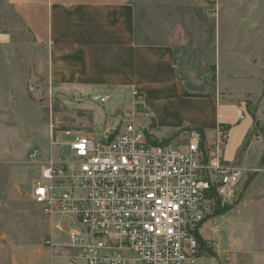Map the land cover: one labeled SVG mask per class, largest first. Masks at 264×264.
I'll return each mask as SVG.
<instances>
[{"label": "rangeland", "instance_id": "374dc122", "mask_svg": "<svg viewBox=\"0 0 264 264\" xmlns=\"http://www.w3.org/2000/svg\"><path fill=\"white\" fill-rule=\"evenodd\" d=\"M131 3L140 42L174 45L178 69L187 74L197 91H213L218 103L230 106L227 112L235 115L232 108L243 109L245 118L252 121L234 161L245 169V177L233 204H211V214L201 233L206 242L204 256L215 258L213 264H222L211 245L220 221L254 222L258 245L264 246V0ZM128 92L126 101L110 98L105 104L89 95L86 100L90 104L76 100L65 88L52 85L46 48L36 43L14 7L7 0H0V264H52L46 245L51 224L32 199V186L38 175L28 161L33 148H47L52 134L56 137L65 130L96 138L100 132H107L109 125L113 127L110 134L119 132L128 113H134L136 125L150 133L148 136L156 143L160 142L153 133L154 120L143 110L144 99L135 95L133 101L131 91ZM149 101L155 108L159 103L155 96ZM93 105L101 108L95 110L96 120ZM219 108L211 105L208 109L213 118L225 111L224 107L218 111ZM102 120L105 128L100 131ZM229 128L230 125H219L216 142L206 134L205 139L212 143L220 140L224 150ZM243 131V127L234 131L233 145ZM182 134L162 141L183 137ZM72 140L73 136H60L65 144ZM233 145L232 155L236 154ZM62 153L69 156V147L64 146ZM224 208L229 211L216 216ZM221 216L225 218L216 220Z\"/></svg>", "mask_w": 264, "mask_h": 264}, {"label": "built area", "instance_id": "2783aa9c", "mask_svg": "<svg viewBox=\"0 0 264 264\" xmlns=\"http://www.w3.org/2000/svg\"><path fill=\"white\" fill-rule=\"evenodd\" d=\"M124 117L119 132L65 130L29 152L32 199L51 224L46 245L86 264H198L211 204L234 203L245 169L225 159L220 140L192 130L156 143L134 113ZM62 134L73 140L62 143Z\"/></svg>", "mask_w": 264, "mask_h": 264}, {"label": "crops", "instance_id": "0c3cea01", "mask_svg": "<svg viewBox=\"0 0 264 264\" xmlns=\"http://www.w3.org/2000/svg\"><path fill=\"white\" fill-rule=\"evenodd\" d=\"M7 2L14 7L36 43L46 48L52 85L65 88L76 100L86 103H90L86 100L89 95L106 97L105 103L110 98L126 101L128 90L133 101L135 95H141L143 110L154 120L153 135L160 141L179 132L202 130L216 142L219 125H230L224 157L234 163L252 121L247 118L237 121V109L231 107L235 113L231 115L227 112L230 106L218 103L213 91H197L187 74L178 69L174 45L140 42L131 0ZM151 96L159 100L156 108L147 103H151ZM211 105L224 107L225 111L213 118L208 110ZM160 107L164 109L161 111ZM92 109L101 110L94 105ZM94 115L96 120V112ZM103 120L100 131L105 128ZM241 127L244 128L241 139L233 145V133ZM110 128L113 127L109 125L108 133ZM232 145L236 152L233 155ZM223 218L225 216L216 220ZM256 230L252 221H220L211 237L219 261L222 264H264V246L258 245ZM49 250L52 264H86L82 260L72 262L70 250ZM214 259L204 256L198 264H213Z\"/></svg>", "mask_w": 264, "mask_h": 264}, {"label": "trees", "instance_id": "16d2710c", "mask_svg": "<svg viewBox=\"0 0 264 264\" xmlns=\"http://www.w3.org/2000/svg\"><path fill=\"white\" fill-rule=\"evenodd\" d=\"M198 132L201 133L202 138L205 140V132H203L202 130H200ZM228 211H229V209L224 208V209L220 210V212H217L216 216L226 214ZM198 240H199L200 245L202 246V248H205L206 247V242L203 240V238L199 234H198ZM210 252L212 253V255H214L213 251H210Z\"/></svg>", "mask_w": 264, "mask_h": 264}]
</instances>
